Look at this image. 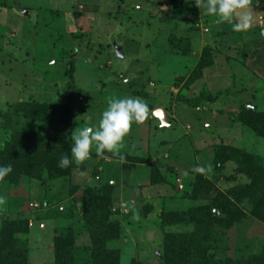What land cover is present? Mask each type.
<instances>
[{"label":"rangeland","instance_id":"374dc122","mask_svg":"<svg viewBox=\"0 0 264 264\" xmlns=\"http://www.w3.org/2000/svg\"><path fill=\"white\" fill-rule=\"evenodd\" d=\"M175 1L196 2L0 0V145L7 134L1 118L8 106L26 100L58 102L69 87L65 73L70 66L72 141L80 128L98 125L113 98L139 97L150 109L112 153L119 158L107 151L98 154L93 147L88 160L74 162L69 176L49 179L45 173L40 179L22 177L17 184L1 185L6 202L0 205V226L28 221V235L21 237L27 240L28 264H54V238L68 226L78 252L87 251L91 242L81 222L80 200L85 189L99 190L106 183L115 187L111 219L121 225L118 239L108 244L118 252V264H159L166 233L194 231L189 216L162 227L160 215L209 206L217 192L233 203L240 219L212 227L208 242L216 259L264 254V225L248 214L247 202L237 204L228 196L244 179L227 181L234 175L232 163L219 176L213 168V149L220 144L245 150L264 166V137L238 121L243 108L264 113V0H252L254 23L246 32L233 31L231 24L202 9L197 17L164 21L163 11ZM206 47L209 66L188 82ZM201 94L212 101L192 106ZM158 109L164 111L167 127L154 117ZM15 123L46 136L57 132L52 124L24 118ZM198 166H210V171L199 173ZM197 174L215 186L207 200L184 198ZM146 206L152 209L144 217Z\"/></svg>","mask_w":264,"mask_h":264},{"label":"trees","instance_id":"16d2710c","mask_svg":"<svg viewBox=\"0 0 264 264\" xmlns=\"http://www.w3.org/2000/svg\"><path fill=\"white\" fill-rule=\"evenodd\" d=\"M171 15H168V14ZM199 8L194 1H178L171 3L168 10L163 11L164 21L187 20L189 15L197 17ZM174 40V39H171ZM175 47L177 43L172 42ZM116 44V43H115ZM121 52V47L116 44ZM180 48V47H179ZM209 47L204 50V56L199 62V68L188 82L199 77L203 69L209 66ZM208 56V57H206ZM206 57V59H205ZM73 67L65 73L69 79V87L60 94L56 103L36 102L26 100L9 105L1 118L2 129L7 132L5 140L0 145V165L11 164L13 171L0 181V190L3 183L17 184L22 177L40 179L47 174L49 179L71 175L75 164L67 169L59 167V160L64 154L70 155L72 146L71 131L74 114V87ZM71 85V86H70ZM212 101L210 95L201 94L190 104L201 105ZM24 118L44 125H55L57 132L53 136L18 127L15 120ZM238 121L254 131L258 136L264 137V113L258 114L255 109L243 108ZM111 157L119 155L108 153ZM132 160V158H129ZM135 160V159H133ZM228 163L235 166L234 175L227 181H234L242 177L244 182L239 183L228 191V196L234 203L249 205L250 216L264 225V166L261 159L254 157L245 150L222 144L213 149V168L215 175L219 176ZM218 177H216L217 179ZM158 179L154 178L153 184ZM215 186L203 175L197 174L192 188L185 191L184 198L189 200H207ZM115 187L110 183L102 185L99 190L85 189L80 200L81 222L89 236L90 246L83 259L75 246L72 227L57 231L54 238V264H118L117 251L109 248L108 244L119 237L121 225L119 221L112 220L114 207ZM219 199H212L209 206H200L190 209L187 214H161L160 225H174L185 222L183 216H189V222L194 224V231L187 233H166L162 241V255L159 264H264V254L253 255L240 259L217 260L208 239L214 225L230 224L239 212L233 203L228 202L223 193L217 192ZM236 206V205H234ZM142 216L146 217L152 207L146 206ZM217 210V212H214ZM71 215V214H70ZM243 216V215H242ZM247 216H243L246 218ZM237 220L240 217H236ZM28 221L9 220L0 226V264H28L27 240L21 239L28 235ZM85 252V253H84ZM79 257V258H78Z\"/></svg>","mask_w":264,"mask_h":264},{"label":"clouds","instance_id":"9594fccd","mask_svg":"<svg viewBox=\"0 0 264 264\" xmlns=\"http://www.w3.org/2000/svg\"><path fill=\"white\" fill-rule=\"evenodd\" d=\"M196 6L205 15L219 18L221 22L231 24L235 32H246L254 23L252 0H196ZM148 104L139 97L125 96L113 98L101 113L96 126H84L73 137L70 155L64 154L59 167L67 169L74 162L83 163L90 158L93 147L98 154L116 153L128 135L133 123H142L149 116ZM123 159V157H121ZM13 171L11 164L0 165V181H4ZM199 173L210 171V166H198ZM6 202L0 195V205Z\"/></svg>","mask_w":264,"mask_h":264},{"label":"water","instance_id":"95a60500","mask_svg":"<svg viewBox=\"0 0 264 264\" xmlns=\"http://www.w3.org/2000/svg\"><path fill=\"white\" fill-rule=\"evenodd\" d=\"M114 49H115L116 54L119 57H122L120 49L118 48V46L116 44H114ZM154 117H156L159 120L161 127H167L168 126V124L165 121L164 111H162L161 109L154 111Z\"/></svg>","mask_w":264,"mask_h":264}]
</instances>
